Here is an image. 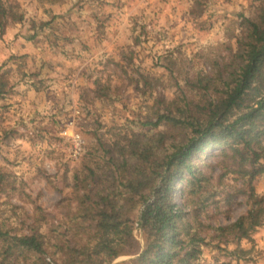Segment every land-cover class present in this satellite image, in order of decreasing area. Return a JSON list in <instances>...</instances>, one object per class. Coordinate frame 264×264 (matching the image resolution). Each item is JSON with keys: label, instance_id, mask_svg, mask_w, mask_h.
I'll return each instance as SVG.
<instances>
[{"label": "rangeland", "instance_id": "rangeland-1", "mask_svg": "<svg viewBox=\"0 0 264 264\" xmlns=\"http://www.w3.org/2000/svg\"><path fill=\"white\" fill-rule=\"evenodd\" d=\"M2 2L9 14L5 29L0 28V223L12 234L25 232L38 207L55 221L64 218L74 176L87 172L99 141L166 131L164 125L153 128L146 122L174 100L182 105L178 101L193 97L189 85L196 75L231 59L228 46L236 51L243 19L253 18L259 4ZM223 149L217 146L202 158L209 164L202 169L213 179L201 199L186 196L200 209L194 232L205 239L198 263L264 264V218L240 240L234 239L237 230L215 229L248 213L255 200L251 192L264 197V173L251 181L248 175L227 171L228 159L213 156ZM177 201L188 210L185 195L179 193ZM134 234L132 254L112 264H129L139 255L145 236L137 224Z\"/></svg>", "mask_w": 264, "mask_h": 264}, {"label": "trees", "instance_id": "trees-1", "mask_svg": "<svg viewBox=\"0 0 264 264\" xmlns=\"http://www.w3.org/2000/svg\"><path fill=\"white\" fill-rule=\"evenodd\" d=\"M257 1L255 16L243 19L236 51L228 46L231 59L196 75L189 85L193 97L178 101L182 105L174 100L146 122L153 128L164 125L166 131L99 141L87 172L74 176L62 220L38 207L25 232L12 234L0 223V264H112L132 254L136 224L145 244L129 264H199L205 238L194 232V224L200 209L186 196L199 200L212 185L202 158L223 146L212 154L228 159L227 171L251 181L264 173V0ZM8 10L0 0L2 30ZM179 193L188 210L179 205ZM250 197L254 206L246 215L215 229L237 230L236 240L247 237L264 218V197L254 191Z\"/></svg>", "mask_w": 264, "mask_h": 264}, {"label": "built area", "instance_id": "built-area-1", "mask_svg": "<svg viewBox=\"0 0 264 264\" xmlns=\"http://www.w3.org/2000/svg\"><path fill=\"white\" fill-rule=\"evenodd\" d=\"M76 145H77V150H80L81 149V140H80L79 136H77Z\"/></svg>", "mask_w": 264, "mask_h": 264}]
</instances>
